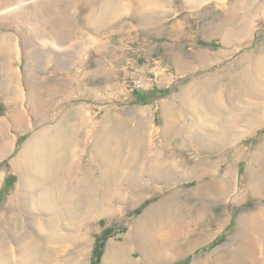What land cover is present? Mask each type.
<instances>
[{
	"label": "rangeland",
	"instance_id": "1",
	"mask_svg": "<svg viewBox=\"0 0 264 264\" xmlns=\"http://www.w3.org/2000/svg\"><path fill=\"white\" fill-rule=\"evenodd\" d=\"M150 1L159 3L165 19L146 28L136 25L132 10L103 23L101 0H0V65L10 66L0 74V214L11 205L20 181L13 162L37 130L83 125L76 120L79 112L91 122L87 125H100L110 114L114 121L132 118L133 125L143 120L160 127L162 105L173 108L193 81L217 76L226 83L250 60L264 56V0ZM9 75L18 80L17 103L10 101L12 92L1 90V80ZM256 100L243 95L237 106L250 109ZM258 103L263 121L255 129L243 121L245 135L237 142H196L193 137L192 147L181 143L178 159L189 162L186 175L157 181L145 176V187L134 193L135 206L125 200L127 185L121 186L124 199L116 200L115 210L82 227L84 240L74 248L84 253L74 264L93 263L96 243L105 232L110 237L99 264H106L108 248L136 264H215L218 255L235 249L241 220L264 208V98ZM83 138L80 133L79 143ZM84 149L79 156L83 167L89 160ZM202 163L207 175L199 180L191 173ZM214 176H227L231 189L223 199L208 188ZM157 203L165 204L159 215L168 223L160 233L171 250L165 260L153 262L142 258L139 221ZM3 233L11 240L8 231ZM118 262L125 264L121 257Z\"/></svg>",
	"mask_w": 264,
	"mask_h": 264
},
{
	"label": "bare ground",
	"instance_id": "2",
	"mask_svg": "<svg viewBox=\"0 0 264 264\" xmlns=\"http://www.w3.org/2000/svg\"><path fill=\"white\" fill-rule=\"evenodd\" d=\"M101 1L105 24L127 10L133 11L137 19L135 23L140 27L160 26L164 18L156 1ZM96 22L98 26L99 22ZM172 29L178 32L175 26ZM5 40H8L7 47H3V52L7 54L10 40ZM6 64L0 65V74L7 72L10 66ZM17 84L15 76L9 75L8 79L1 80V90L12 92V103L21 98ZM243 95L254 96L257 102L251 103L250 109L243 110L242 106H237ZM263 98L264 56H261L229 75L226 83L217 76L193 81L180 92L173 108L162 105L163 125L160 127L147 125L143 120L133 125L132 118L114 121L108 113L101 124L98 123L100 125H87L91 122L79 112L76 120L80 119L83 125L33 129L36 132L13 162L20 181L9 199L11 205L0 214V264H74L84 253L83 248H74L84 240L82 227L88 221L115 210L116 200L124 199L118 192L121 186L127 185L125 200L129 198L135 206L134 193L145 187V176L157 181L186 175L184 167L189 162L185 158L180 164V152L177 151L181 149L180 144L189 142L192 147L193 137L197 138L196 142L208 138L223 144L237 142L242 134L245 135V131H241L243 121L252 129L263 121L258 103ZM142 113L139 114L143 116ZM243 114L246 115L244 118ZM80 133L84 138L79 143ZM88 138L93 139L91 144L87 142ZM83 146L89 155L85 167L79 160ZM203 166L202 163L200 169H195L191 175L201 180L207 175L202 174L205 173ZM216 179L212 177L210 187H207L223 199L231 187L227 176ZM200 186L205 185L201 183ZM161 204L157 203L139 221L140 234L143 235L142 258L153 262L165 260L166 253L171 250L169 242L164 239L167 236L160 233L168 223L159 215ZM30 213L35 216L29 217ZM241 227L242 235L235 249L218 255L215 264H264V208L248 220L242 219ZM4 230L11 234V240L4 236ZM108 249L106 264H120V257L125 264H136L135 260L124 259L123 255L119 257L112 248ZM199 264H209V261Z\"/></svg>",
	"mask_w": 264,
	"mask_h": 264
},
{
	"label": "trees",
	"instance_id": "3",
	"mask_svg": "<svg viewBox=\"0 0 264 264\" xmlns=\"http://www.w3.org/2000/svg\"><path fill=\"white\" fill-rule=\"evenodd\" d=\"M137 95H139V94H136V96ZM141 95L143 96V99H140V100L146 101V99H147L146 95H144V94H141ZM108 234H109V232H107V233L105 232L104 235L101 238H99V240L97 241L96 247L94 250V256H93V263L92 264H99V262L102 258V255H103V248L105 246V242L110 237Z\"/></svg>",
	"mask_w": 264,
	"mask_h": 264
}]
</instances>
